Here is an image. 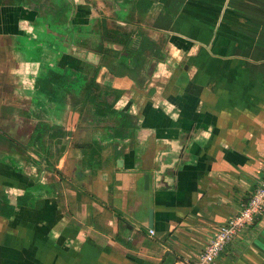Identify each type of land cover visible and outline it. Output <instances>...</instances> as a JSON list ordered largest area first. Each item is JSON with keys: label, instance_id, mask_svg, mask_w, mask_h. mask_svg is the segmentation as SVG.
<instances>
[{"label": "crops", "instance_id": "0c3cea01", "mask_svg": "<svg viewBox=\"0 0 264 264\" xmlns=\"http://www.w3.org/2000/svg\"><path fill=\"white\" fill-rule=\"evenodd\" d=\"M57 1L0 0V71L15 65L30 85L48 83L38 80L47 67L98 72L137 129L125 142L105 140L120 117L91 122L72 94L65 108L50 105L53 92L29 90L50 112L41 115L53 118V136L38 143L41 156L29 143L26 154L0 145V205L11 208L0 213V264L196 260L264 180V0H133L121 16L115 0H63L62 21ZM99 37L113 50L146 41L134 79L115 73L114 52L97 54ZM53 38L74 45L63 53ZM217 263L264 264V216Z\"/></svg>", "mask_w": 264, "mask_h": 264}, {"label": "trees", "instance_id": "16d2710c", "mask_svg": "<svg viewBox=\"0 0 264 264\" xmlns=\"http://www.w3.org/2000/svg\"><path fill=\"white\" fill-rule=\"evenodd\" d=\"M132 2L133 0H115V3L120 5V11L118 15L121 16V13L125 11L126 5H129ZM104 24L106 25V22H103V25ZM77 29L78 31H83L87 29V27L78 26ZM34 44L38 45V48H41V43L34 42ZM50 45L56 49L59 47L62 48V52L65 53L69 51V49L74 44H72L71 39H67V41L64 42L63 40L53 38ZM147 48L148 45L145 40L133 43L132 39H129L128 43L122 46V49L120 50H113L111 48L109 49L104 45L103 41L102 44L100 43L97 46L95 45L97 54L101 55L103 59H106L107 56H110L111 53L114 52L113 56L120 61V67L118 69L119 71H116V74L120 72L133 79L135 74L139 73L141 70L139 66L144 65L143 62L148 59L145 56V50ZM46 70L48 73L43 78L48 81V83H40L38 84L37 88H42L46 92H53L55 100H52L50 97H48V101L50 98L51 102L63 106L66 104L68 95L72 94L75 96L73 100L84 101V108L88 110V113H90L89 119L91 122L101 123L108 121L113 117H120V126L111 127L107 131L108 135L104 137L105 140L125 142L133 136V132L137 129V121L130 114L122 113L115 109V104L119 98L118 93L108 90V92L103 91L105 89L97 81L98 72L93 77H87L78 71L76 72L69 68L58 69L56 67H47ZM39 190L40 188L36 186L32 189V192L28 193L33 194ZM24 198L26 201L28 196L25 195ZM6 208L11 210L9 207V202L6 200V198H4L2 204L0 205V213H5L4 210ZM4 216L8 217L9 214L7 213Z\"/></svg>", "mask_w": 264, "mask_h": 264}, {"label": "rangeland", "instance_id": "374dc122", "mask_svg": "<svg viewBox=\"0 0 264 264\" xmlns=\"http://www.w3.org/2000/svg\"><path fill=\"white\" fill-rule=\"evenodd\" d=\"M97 1L100 3L101 0ZM99 7L102 9V4L99 5ZM57 8L60 12L57 13L56 16L60 17V21H62V18H66L67 20V17H69L71 6L65 4L63 0H59L57 1ZM111 8V6L108 7L110 13L112 11ZM100 16L101 13L97 12V17H99L98 19H100ZM97 24L99 25L98 22H95V27ZM113 26H116L115 22ZM94 41L96 46L99 45L101 43V37L95 38ZM116 42H121V39H116ZM8 55L10 56V54ZM4 56L6 55L2 53L0 59L3 60ZM9 61L10 60H7V62ZM5 65V72H3V70L2 72L0 71V78H2V81L0 82V145L13 147L18 150V152H25L26 154L27 150H24V147L27 148V145L29 143L28 149L31 151V153H33L34 150L41 156L42 154H44V150L43 148H40V146H44V140H47V136L49 135L48 132L51 129L50 126L54 120L50 116L41 115L42 113L50 112L47 110L43 111L39 102L37 101L36 95L30 94L31 90H36L38 84L34 82L32 83V85H30L31 79L20 76V73L18 74L16 72L17 70L15 65L11 66L10 68L8 67L9 65ZM81 68L84 69V71H86L87 73L91 72L90 70H87L84 65H82ZM47 73V70L39 72L38 79L45 77ZM32 86L34 87L33 89H31ZM103 91L108 92L106 89ZM50 105H53V103L51 102ZM63 106L67 108L68 103L66 102V104H64ZM73 106L74 105H72L70 109L74 108ZM84 113L82 115L83 119L89 116L87 110H84ZM80 122L79 125L86 124L84 120ZM54 128L56 129L58 128V126L55 125ZM52 130L54 129L52 128ZM84 134L85 132L82 133L83 136ZM60 135H62V138L68 137L65 136L64 133H61ZM52 136L53 134H50L48 138L50 139ZM84 139L85 141L88 140L86 137H84ZM73 140H76V138H73L72 141ZM38 143L40 144V146L38 145Z\"/></svg>", "mask_w": 264, "mask_h": 264}, {"label": "built area", "instance_id": "2783aa9c", "mask_svg": "<svg viewBox=\"0 0 264 264\" xmlns=\"http://www.w3.org/2000/svg\"><path fill=\"white\" fill-rule=\"evenodd\" d=\"M264 216V180L251 194L239 214L219 227L204 249L197 255L196 260H185L178 264H218L217 260L225 250L244 230L253 226ZM154 235V231H150Z\"/></svg>", "mask_w": 264, "mask_h": 264}, {"label": "water", "instance_id": "95a60500", "mask_svg": "<svg viewBox=\"0 0 264 264\" xmlns=\"http://www.w3.org/2000/svg\"><path fill=\"white\" fill-rule=\"evenodd\" d=\"M149 177L146 176V182L148 183ZM150 227H153V213L150 211Z\"/></svg>", "mask_w": 264, "mask_h": 264}]
</instances>
